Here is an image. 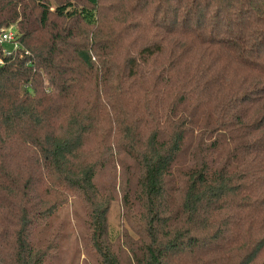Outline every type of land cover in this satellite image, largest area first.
Here are the masks:
<instances>
[{
	"label": "trees",
	"instance_id": "1",
	"mask_svg": "<svg viewBox=\"0 0 264 264\" xmlns=\"http://www.w3.org/2000/svg\"><path fill=\"white\" fill-rule=\"evenodd\" d=\"M10 27L1 264H78L70 194L86 264H264V0H0Z\"/></svg>",
	"mask_w": 264,
	"mask_h": 264
},
{
	"label": "rangeland",
	"instance_id": "2",
	"mask_svg": "<svg viewBox=\"0 0 264 264\" xmlns=\"http://www.w3.org/2000/svg\"><path fill=\"white\" fill-rule=\"evenodd\" d=\"M3 49L10 52L14 50V45L10 42H3ZM116 168L117 174L113 175V180L116 185V200L111 204L108 214V223L112 235H117L121 230L124 231V228L127 226L123 216V206L120 192L121 170L117 165ZM58 219L67 222V227H65L67 241L69 240L67 255L73 256L76 251L79 252L80 250L81 254L77 258V263L86 264L88 261V250L86 251V248H84L81 243V239L85 234L86 211L83 203L81 202V198L78 195L70 194L69 200L60 211Z\"/></svg>",
	"mask_w": 264,
	"mask_h": 264
},
{
	"label": "built area",
	"instance_id": "3",
	"mask_svg": "<svg viewBox=\"0 0 264 264\" xmlns=\"http://www.w3.org/2000/svg\"><path fill=\"white\" fill-rule=\"evenodd\" d=\"M3 42H10L14 45V50L5 51L4 55L9 56L12 52L18 51L21 48V44L17 41V31L15 27H10L0 35V43L3 45Z\"/></svg>",
	"mask_w": 264,
	"mask_h": 264
},
{
	"label": "water",
	"instance_id": "4",
	"mask_svg": "<svg viewBox=\"0 0 264 264\" xmlns=\"http://www.w3.org/2000/svg\"><path fill=\"white\" fill-rule=\"evenodd\" d=\"M1 264V263H0Z\"/></svg>",
	"mask_w": 264,
	"mask_h": 264
}]
</instances>
